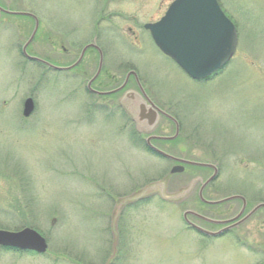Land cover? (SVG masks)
Wrapping results in <instances>:
<instances>
[{
    "label": "rangeland",
    "instance_id": "374dc122",
    "mask_svg": "<svg viewBox=\"0 0 264 264\" xmlns=\"http://www.w3.org/2000/svg\"><path fill=\"white\" fill-rule=\"evenodd\" d=\"M173 1L0 4L36 17L27 53L54 66L74 63L96 38L103 89L134 72L146 96L176 119L179 135L164 145L167 152L217 162L221 181L243 176L264 194V0H217L237 29L238 50L216 76L198 83L159 53L143 28ZM32 30L30 19L0 18V230L30 228L48 248L41 256L0 249V264H264V246L204 242L185 228L182 213L199 207L206 173L186 167L170 175L172 164L134 147L132 126L117 107L120 95L94 98L85 90L95 53L62 74L28 63L20 49ZM125 90L137 94L132 79ZM28 98L34 112L23 119ZM158 130L174 134L167 123ZM160 182L169 196L192 189L176 202L155 195L123 206L119 222L113 220L119 201ZM260 223L249 225L252 239H262Z\"/></svg>",
    "mask_w": 264,
    "mask_h": 264
},
{
    "label": "water",
    "instance_id": "95a60500",
    "mask_svg": "<svg viewBox=\"0 0 264 264\" xmlns=\"http://www.w3.org/2000/svg\"><path fill=\"white\" fill-rule=\"evenodd\" d=\"M27 15V14H19ZM29 16V15H27ZM151 36V39L157 49L166 57L171 59L190 79L201 81L209 76L215 74L232 58L236 49V33L233 24L222 13L216 0H175L168 7L165 15L154 24H147L144 26ZM36 28L23 47V54L25 48L35 34ZM88 48H95L94 45H88L81 51L78 61L67 69H59L46 64L38 59L27 57V59L36 61L46 65L53 70H70L74 68L81 60L84 52ZM101 65V62L99 63ZM99 69L95 75L99 74ZM132 75L138 83L136 75L130 72L126 76V80ZM92 80L88 83V88ZM140 93L146 98L144 92L139 86ZM106 93L102 95H109ZM134 93L125 94L120 105L124 107L127 114L131 116L136 124V129L140 133H146L152 130L157 121V114L152 109H146L143 105L138 106L134 99ZM154 107L153 105H151ZM34 110L33 102L27 99L23 104L22 116L28 118ZM162 115L164 113L160 112ZM166 116V115H165ZM171 119L176 127V135L178 126L176 122ZM171 139V138H170ZM150 139L146 141L149 145ZM160 156L176 160L173 157L166 155L158 150H155ZM187 166L192 167H210L201 163L180 161ZM215 169V168H213ZM183 171L182 167H174L170 174H179ZM216 173L213 175V177ZM212 177V178H213ZM164 182L151 184L143 191L135 194L133 197L123 199L116 204V213L113 215V220L116 221L120 209L131 203L144 200L148 197L158 195L159 198L165 202L180 201L190 194L192 185L180 194L169 196L164 193ZM227 199V200H232ZM224 201L216 202L219 204ZM260 207H256L251 214L257 211ZM188 215H195L192 212H185L183 220L185 223L202 232L198 227L191 224L187 220ZM196 216V215H195ZM0 248L13 249L19 252H29L37 255L46 253L47 244L36 231L30 228H24L18 232H7L0 230Z\"/></svg>",
    "mask_w": 264,
    "mask_h": 264
},
{
    "label": "flooded vegetation",
    "instance_id": "af4514ba",
    "mask_svg": "<svg viewBox=\"0 0 264 264\" xmlns=\"http://www.w3.org/2000/svg\"><path fill=\"white\" fill-rule=\"evenodd\" d=\"M0 9H1L0 18L4 16L6 17L11 16V15L9 16V15L4 14L5 12H8V13L14 12L10 10V6L8 4H0ZM95 39L96 38H94V40ZM21 49H20V54H21ZM61 50L63 52L65 51L62 48ZM90 52L95 53L96 58H97L96 66L98 67L99 59H100L99 53L94 49H91ZM94 58L92 59V61H94ZM101 58H102V66H103V53L102 52H101ZM83 59L81 60L80 64L82 63ZM35 65H38V64H35ZM38 66H41V65H38ZM60 67L62 68L67 67V65L64 64ZM101 70H102V67H101ZM56 73L62 74L64 72L59 71ZM100 77L101 76L99 75L98 78H96L95 81L90 86L92 91L89 93L94 98H102L101 96H97L95 92L96 93L106 92L103 89L104 82L102 84ZM129 83H130V80L127 81L126 87ZM124 90L118 92L117 94H114L113 97L120 95V98H121V95H123ZM136 100L143 103L145 107H148L149 104L152 103V105H154V109H153L154 112H157L156 110H161L166 115H169L172 118H174L167 111H164L160 109L158 106H156V104L153 103L150 99H149L150 103L140 97ZM121 116L125 117V114L121 112ZM161 122H163V124L167 123L174 128V124L170 120H168L166 117L162 116L161 114H158L157 126L154 128L152 134H150L149 136H142V135L136 134V132L134 131L135 128L133 126V123L129 122V125L132 126V130L135 133V135L131 134L132 137H134V145H135L134 147H137V148L143 147L144 150L147 151L151 156L157 159H161V160L163 159V161L169 162L170 164H172L173 167L183 166V164H181L179 161L166 160L162 158L156 152H154L151 149V147L158 151L167 153L178 160L191 161V159L187 158L184 155L172 154L165 150L166 144L173 145V142L177 140V137L179 135V130H178V135L175 139L171 141L162 140V138H167L171 136L166 135L162 133L160 130H158V126L161 124ZM148 137H151L149 145L146 143V139ZM234 156H237V155L234 154L233 157ZM233 162L235 163V165L238 163L237 160ZM204 164L210 167H205L201 169L202 171L206 173V175L200 178L201 182L199 183V189L196 195L198 199L199 207L193 211L196 214H198L201 218H197L195 216L189 217V220L192 219L196 223L192 222L191 220L190 222L195 224L203 232H196L194 230L193 232L197 234L201 238V240H203L204 242H211L213 240L225 241V242L231 241V242H234L236 245L241 246L243 248L251 247V246H254L255 244L264 246V234L262 236V239H252L250 237L252 230H249V225L254 221L256 223L261 222L260 227H261V230H263L264 232V207H261L259 210H257L254 214L251 215V212L253 211L255 207L264 205V194H263L262 185L255 186L249 183H245V181L243 180L244 178L243 176H235L229 179L228 181H221L220 174H219V171H220L219 163L214 162V161H206ZM213 167L215 169H213ZM215 173L216 175L212 178V174L214 175ZM225 189L229 190L230 193H227ZM199 192H201V199L198 198ZM217 194H221V197H215ZM230 198H233V199L226 200ZM223 200L224 201L226 200V201L218 205L212 204L213 202L223 201ZM253 201H256V202L253 203Z\"/></svg>",
    "mask_w": 264,
    "mask_h": 264
},
{
    "label": "trees",
    "instance_id": "16d2710c",
    "mask_svg": "<svg viewBox=\"0 0 264 264\" xmlns=\"http://www.w3.org/2000/svg\"><path fill=\"white\" fill-rule=\"evenodd\" d=\"M6 250V249H5ZM8 251V250H7Z\"/></svg>",
    "mask_w": 264,
    "mask_h": 264
}]
</instances>
